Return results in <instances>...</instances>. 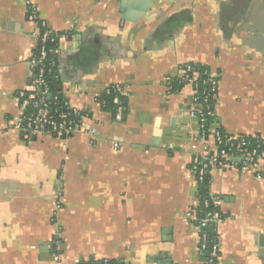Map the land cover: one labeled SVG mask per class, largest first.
<instances>
[{"label":"crops","instance_id":"crops-1","mask_svg":"<svg viewBox=\"0 0 264 264\" xmlns=\"http://www.w3.org/2000/svg\"><path fill=\"white\" fill-rule=\"evenodd\" d=\"M31 1L57 36L63 95L87 117L67 138L16 128L39 27L26 0H0V264H207L187 215L203 199L194 92L170 83L183 63L207 66L219 78L212 128L264 139V0ZM116 84L125 106L104 111L98 98ZM208 179L225 215L216 264H264V156Z\"/></svg>","mask_w":264,"mask_h":264},{"label":"built area","instance_id":"built-area-1","mask_svg":"<svg viewBox=\"0 0 264 264\" xmlns=\"http://www.w3.org/2000/svg\"><path fill=\"white\" fill-rule=\"evenodd\" d=\"M26 2L29 20L36 21L39 27L34 33L38 39V51L33 60L35 76L32 87L29 92L23 94L22 106L25 112L16 123V128L26 139L40 132H46L58 138L71 137L84 129L87 114L79 107L72 105L65 96L63 104H60L59 96L51 92L47 73L53 70L56 63H47L48 44L56 41L57 36L47 29L45 22L38 21L36 5L31 0ZM200 65L195 62L183 63L180 65L178 75L179 81L182 84L191 85L194 92L193 106L189 111L199 122V132L191 145L193 149L191 170L198 183L206 182L209 171L215 167L238 168L243 171L258 169L264 156V139L260 135H231L220 128H212L216 121L219 78L213 75L207 66L203 71L200 70ZM111 88L119 92L122 90L121 86L116 84L108 87L106 92L109 93ZM115 102H118L117 97ZM117 118H120L119 113ZM199 144H203V152L197 150ZM187 215L200 231L198 244L200 254L204 255L207 252L209 257L206 263L216 264L220 257L218 227L225 219V215L218 208V202L205 197L200 204L189 208ZM210 225H213V236L208 230ZM54 241L56 246L60 244L59 232ZM60 258L61 254L57 249L54 259L59 261ZM98 260L109 264L110 259L77 260L75 264H96Z\"/></svg>","mask_w":264,"mask_h":264},{"label":"trees","instance_id":"trees-1","mask_svg":"<svg viewBox=\"0 0 264 264\" xmlns=\"http://www.w3.org/2000/svg\"><path fill=\"white\" fill-rule=\"evenodd\" d=\"M56 44H57V40L54 42H50L48 44L49 55L47 58V63H51V62L57 63L56 54L54 52L55 48H56ZM199 68H200V70L203 71L206 67L203 65H200ZM47 79L50 83L51 92L55 95H58L60 104H63L64 95L62 92L61 81L59 79V76H58V73H57L55 67H53V70L51 72L47 73ZM170 84H171L172 90H179L185 85V84H182L178 78L172 79ZM116 97L118 98V102H115ZM125 99H126L125 95L121 94L117 89L111 88L109 93L104 92L102 95H100V97L98 98V102L101 104L102 110L111 111V112L115 113L118 108H120V107L122 109L124 108ZM208 180L209 179L207 178L206 182L202 183L200 186V192H201V196L203 199L205 197L210 198V195H209L208 190H207ZM208 230H209L210 234H212V236H213L214 235L213 225H210L208 227ZM204 257L207 259L209 257V254L206 252L204 254ZM96 264H104V262H103V260H98V261H96ZM109 264H125V263H123L121 261L114 260V259L113 260L110 259Z\"/></svg>","mask_w":264,"mask_h":264},{"label":"water","instance_id":"water-1","mask_svg":"<svg viewBox=\"0 0 264 264\" xmlns=\"http://www.w3.org/2000/svg\"><path fill=\"white\" fill-rule=\"evenodd\" d=\"M149 2H150V0H143L142 1V3H141V10L143 11V10H146L147 8H148V4H149ZM145 12V11H144ZM142 16H144L143 14H142ZM126 102V101H125Z\"/></svg>","mask_w":264,"mask_h":264}]
</instances>
